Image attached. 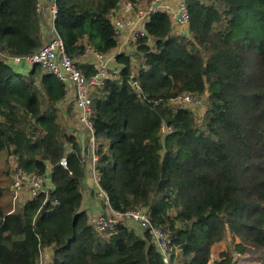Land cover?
<instances>
[{
    "label": "trees",
    "instance_id": "trees-1",
    "mask_svg": "<svg viewBox=\"0 0 264 264\" xmlns=\"http://www.w3.org/2000/svg\"><path fill=\"white\" fill-rule=\"evenodd\" d=\"M55 4L67 54L94 75L80 59L118 47L121 0ZM188 12L178 34L169 13H152L135 51L116 56L117 79L94 91L99 185L114 211L147 210L177 264H211L226 240L215 264H235L234 253H260L264 264V0H188ZM44 24L38 0H0V152L52 183L48 197L12 208L11 190V209L0 203V264H39L44 250L50 264H164L149 231L121 223L103 236L82 211L83 146L59 117L68 86L41 66L19 74L9 60L43 46ZM183 94L205 107L202 120L176 104Z\"/></svg>",
    "mask_w": 264,
    "mask_h": 264
},
{
    "label": "built area",
    "instance_id": "built-area-1",
    "mask_svg": "<svg viewBox=\"0 0 264 264\" xmlns=\"http://www.w3.org/2000/svg\"><path fill=\"white\" fill-rule=\"evenodd\" d=\"M44 0H38V7L41 8V4ZM56 0H52V15L54 21L57 16V6L55 4ZM150 7L146 11L137 12L135 6L130 3L126 6L127 10L132 11L140 21L143 22L142 28L135 30L133 34L132 44L135 47L138 41L139 34L143 30L144 25L150 18L156 3H161L167 0H149ZM175 10H172L170 18L172 20L173 30L177 28L178 33L187 30L190 23V16L188 12V0H176ZM157 10V9H156ZM156 12V11H155ZM167 12V11H165ZM168 13V12H167ZM116 32L120 36L124 24L117 21ZM100 55V54H98ZM101 56V55H100ZM117 56V55H116ZM115 56V57H116ZM12 63L25 62L33 68L34 66H41L47 73L55 75L60 81L70 83L74 89V102L77 106L79 113L81 115L80 121L83 125L88 126L91 133L94 135L92 130V123L90 122L92 116L93 107V94L96 88L100 87L105 80H112L118 77L120 71L116 69L108 73L105 69H102L98 73L90 77H86L84 73L77 66V62L74 58L69 56L66 52L64 41L60 36L57 35L54 27V35L47 41H44L43 46L33 55L27 57H16L9 59ZM113 77V78H112ZM197 101L195 97L191 94H183L176 99V104L188 106V103ZM94 163L98 162V157L95 155L93 157ZM63 167L68 166L67 158H63L60 162ZM13 187H14V200H18L20 192L27 190L29 192L30 200L36 199L40 194L45 193L47 197L51 193L52 183L49 177H38L34 174H29L23 170H14L13 177ZM100 193L104 197V202L108 212L103 214L89 215L90 223L94 229L103 236H108L113 233L116 227L121 223L131 222L137 225V227L142 231H149L152 234L153 242L162 255L164 264H177L178 262L174 259L176 257V249L172 245V240L169 235L161 229L155 228L151 223L150 215L146 209H134L127 211L125 213H118L114 211L110 206V201L107 193L98 185ZM20 205V204H18ZM14 204V208L16 207ZM48 251L44 250L41 256L39 264H43L44 260L43 254L45 255V264H49L51 261L46 257ZM175 255V256H174Z\"/></svg>",
    "mask_w": 264,
    "mask_h": 264
},
{
    "label": "crops",
    "instance_id": "crops-1",
    "mask_svg": "<svg viewBox=\"0 0 264 264\" xmlns=\"http://www.w3.org/2000/svg\"><path fill=\"white\" fill-rule=\"evenodd\" d=\"M50 1L52 0H44L40 8L41 16L43 17L45 21V24L43 26V33L45 36V41L49 40L54 35V17L52 15L53 5L50 3ZM175 2L176 0H167V1L161 2L156 11H167L170 14L172 10H175L174 9ZM128 4H130L129 0H121L120 8L114 14V17H113V21L115 23L119 21L124 24V28L119 36L118 47L110 55H107V56H102V55L100 56L97 53H94L93 51H91L88 53V55L85 56L84 60L82 59V62L84 64L92 65L95 68L101 67L102 69H105L109 73H110V70L116 71L117 69L120 71V68L118 67L115 61L116 59L115 56L123 52L130 54V52L133 51V49L135 51V47L131 45L133 34L135 30L142 28L143 22L140 21L139 18L132 11L127 10L126 6ZM149 7H150V1L144 0L135 6V10L137 12L146 11L147 9H149ZM174 32H179V30L177 28H174ZM13 63L16 64L14 65V68L19 74H22V73L27 74V72L30 70V66L23 61L18 64L15 62ZM137 65H138V62L134 64V66H137ZM115 79H117V77H115L112 80H115ZM67 86H68L69 92L67 95V99L62 104L61 108L67 109L68 107H72L74 115H75L74 117L76 120H78L79 110L74 102V89L70 83H67ZM87 130L89 132V129ZM77 135L79 136L80 143L83 146L85 173H86V178L84 181V191H83L84 200L82 204V211H85L88 215L103 214L105 212H108V209L106 208L104 197L102 196V194L100 193V190L98 189V185H99V175H98V170H97L98 162L94 163L93 161V157L97 155V149H98V146L101 144V142L98 141L91 132H89L90 140H88L87 142L84 141L81 131L78 132ZM12 180H13V177H12ZM12 190L14 191V187L12 188ZM17 201L21 205L30 201L29 192L27 190L21 191ZM12 208H13V204H12ZM128 225H130L132 229H134L136 232L138 233L142 232L137 227V225H135L134 223L128 222ZM224 242L218 244V245H221V247L218 249L219 251L225 250L222 248ZM218 245L214 246L212 249V254H211L212 259H213V252L215 248H217Z\"/></svg>",
    "mask_w": 264,
    "mask_h": 264
},
{
    "label": "rangeland",
    "instance_id": "rangeland-1",
    "mask_svg": "<svg viewBox=\"0 0 264 264\" xmlns=\"http://www.w3.org/2000/svg\"><path fill=\"white\" fill-rule=\"evenodd\" d=\"M133 45V44H131ZM89 52H91L89 50ZM86 53V55H88V53ZM133 51L130 52L133 53ZM95 53V52H94ZM85 55V56H86ZM85 56H83L80 61L82 62V59H85ZM14 67V63H11ZM188 108L193 110L194 113L196 114L197 118L202 120L204 118L203 113L205 112V107H203L199 101H194L191 103L187 104ZM69 108V107H68ZM67 108V109H68ZM63 112H66V109L62 108V112L60 110L59 112V117L62 118V121L64 124H67V126L69 128H72L75 132H80L83 135L84 141L87 142L88 140H90V135L88 130L85 128V125L82 124L81 121L76 120L75 119V115L74 112L71 108V114L72 115H68V116H63ZM81 122V123H80ZM62 123V124H63ZM16 169V162H15V158L12 157H8V155L5 152H0V186L2 188H4V195L3 198L0 199V203L3 206H6V209L9 210L11 208L10 204H9V199L11 197V190H12V177H14V170ZM10 187V189H9ZM16 203V205L19 204V202L16 200L12 201V204L14 206V204ZM221 247V245H218L217 248H215L214 252H213V259L211 257V264H215V261H219L221 260V253L223 252H228L229 250H231L230 248V241L226 240L222 246L223 249H225L224 251H219L218 249ZM235 254V253H234ZM232 255L234 263L235 264H262V262L260 261V253H254L255 255H247V256H241L239 254H235ZM51 255L50 252L46 253V257L49 258V256ZM44 260H42V263L45 264V260H47L45 258V255L43 254Z\"/></svg>",
    "mask_w": 264,
    "mask_h": 264
},
{
    "label": "bare ground",
    "instance_id": "bare-ground-1",
    "mask_svg": "<svg viewBox=\"0 0 264 264\" xmlns=\"http://www.w3.org/2000/svg\"><path fill=\"white\" fill-rule=\"evenodd\" d=\"M113 24H114V27L116 28V24H115V22H113ZM100 71H101V68H97V73L100 72ZM110 71H112V70H110ZM48 252L51 253V251H48ZM49 259L51 260V255L49 256ZM174 259L176 260V257H175ZM50 262H51V261H50ZM50 262H49V264H50Z\"/></svg>",
    "mask_w": 264,
    "mask_h": 264
},
{
    "label": "water",
    "instance_id": "water-1",
    "mask_svg": "<svg viewBox=\"0 0 264 264\" xmlns=\"http://www.w3.org/2000/svg\"><path fill=\"white\" fill-rule=\"evenodd\" d=\"M159 5H160V3H156V4H155L154 9H153V12L156 11V9L159 7ZM34 67H36V66H34ZM164 146H165V144H164Z\"/></svg>",
    "mask_w": 264,
    "mask_h": 264
}]
</instances>
